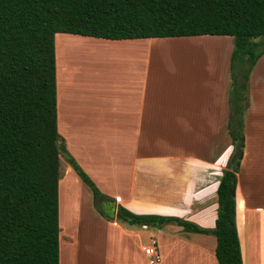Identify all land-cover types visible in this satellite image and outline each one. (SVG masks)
<instances>
[{"label": "crops", "instance_id": "1", "mask_svg": "<svg viewBox=\"0 0 264 264\" xmlns=\"http://www.w3.org/2000/svg\"><path fill=\"white\" fill-rule=\"evenodd\" d=\"M221 37L229 36L91 38L102 46L118 50L124 61L119 70L128 73V77L98 84L99 108L93 109L96 102L85 97L81 99L79 112L74 111L70 116L66 112L60 115L56 75L57 129L66 146L71 144L66 141L67 133L74 132L75 127L81 134H87L86 138H81L83 144L97 142V146H102L104 139L100 142L89 134H101L107 142H112V153L97 154V158H102L101 164L108 165L106 170L89 165L84 169L93 181L103 182L107 190L102 188V193L112 200L107 202L114 207L110 220L95 211L91 191L68 166L71 171L68 178L79 187L67 192L62 187L63 179L60 177L58 181V200L62 188L64 206L73 210L65 224L60 223L59 212V264L60 244L68 246L66 238L70 240L71 237V244L78 252H71L77 255L69 264H164L168 258L173 264L178 261L184 264L183 254H163V244L159 250L157 236L150 237L147 245L140 242L144 233L141 229H149L164 236L170 245L179 246L185 231L182 226L175 222L160 227L120 223L115 217L117 205L139 215L176 217L200 228L214 227L218 210L217 187L233 148L227 132L230 69L226 53L229 57L231 44L227 41L223 46L219 42ZM116 43L120 45L114 46ZM193 43L198 46L191 45ZM220 53H224L223 62ZM190 54L197 56L198 69L194 65L190 76L180 75L177 70L183 68L176 63L187 60ZM174 58L176 62H171ZM191 65L193 63L189 62ZM248 95L243 155L236 173L235 222L242 264H264V54L250 74ZM79 147L76 144L71 148ZM67 149L72 150L69 146ZM75 223L78 227L73 233ZM112 229L121 237L120 242L125 241L124 237L138 240L143 252L154 240L159 260L153 262L151 256L129 250L125 245L117 251L114 248L112 254L102 253ZM192 233L195 236L190 240L197 246L191 255L192 264H218L215 236ZM100 234L101 241L98 240ZM89 248L97 250L88 252Z\"/></svg>", "mask_w": 264, "mask_h": 264}, {"label": "trees", "instance_id": "2", "mask_svg": "<svg viewBox=\"0 0 264 264\" xmlns=\"http://www.w3.org/2000/svg\"><path fill=\"white\" fill-rule=\"evenodd\" d=\"M56 33L105 39L233 38L227 122L233 148L217 187L214 227L139 215L121 205L115 217L130 225L175 222L185 231L211 233L218 264H242L236 173L243 155L249 74L264 54V0H0V264H59L61 155L91 191L99 214L110 220L114 211L107 202L112 200L69 156L57 129Z\"/></svg>", "mask_w": 264, "mask_h": 264}, {"label": "rangeland", "instance_id": "3", "mask_svg": "<svg viewBox=\"0 0 264 264\" xmlns=\"http://www.w3.org/2000/svg\"><path fill=\"white\" fill-rule=\"evenodd\" d=\"M86 38H89V39H86ZM91 38L93 37H82L79 35H73L69 33H56L55 34V54H56L55 59H56L57 86L58 88H60V91H59L60 100L58 102V105H59V112L61 116H63V114L65 115L66 113H68L70 116V114L74 111L79 112L80 106H81L80 104L81 99L85 97L86 98L89 97L90 99H92L93 103L96 102L92 106L93 109L99 108L98 104H101V102H97L99 94H100V92L97 91V85L102 83L105 80H109L112 78L128 77L127 76L128 73L119 70V68L121 67L124 61L121 60L118 50L114 49L113 47H107V45L102 46L99 43H97V41H93ZM85 40L87 41L85 42ZM227 41L230 42L231 44V50H230L229 57H228V54L226 53V57H227L226 61H227V64H229V69L231 72V56H232V51H233V38L230 36L221 37V39L219 40V42L223 46L227 45ZM105 42H108V41H105ZM196 43H201V41H196ZM105 44H108V43H105ZM116 44L117 45H114V46L120 45V43H116ZM191 45L198 46V44H195V43ZM222 50H223L222 52L225 51L224 48H222ZM224 53H220V55L222 56L220 58L222 62H223ZM188 56L189 57L187 58V60L179 61L176 63V65L181 66L183 68V70H177V72L180 75L190 76V74H192L193 72L194 65L197 60V56L196 55L193 56L191 54ZM178 58H181V57H178ZM176 59L177 58H174V59H171L170 61L173 62L174 60V62H176ZM126 61H127V58H126ZM189 62L193 63V65L189 66ZM254 66H256V64ZM195 68L198 69L196 65H195ZM252 71L253 69L251 70L250 74L252 73ZM250 74H249V77H250ZM247 92L249 93V79H248ZM85 105H87L86 102L84 103V106ZM63 124H65L64 121H63ZM76 128L77 127H75L74 132L70 131L67 133L68 139L66 138L67 139L66 141L68 142L70 141L71 143V144H68L69 149H72L71 147L75 146L76 144L80 146L78 149L75 148L74 150L73 149L70 150L71 152L68 151L67 149L68 146H66L63 135L60 134V137L62 138L64 142L66 151L68 152L69 156L72 157L76 161V163L80 166L82 170L84 169L85 165H89L92 168L94 169L96 168L98 170L100 169L106 170V168H108V165H106V163L105 164L103 163L102 165L101 164L102 158H97V154L112 153V149L110 148L112 146L111 140H108L107 142L106 138L101 136V134H99L98 136H96L95 134H89V137L92 136L94 139H98L100 142L104 139L102 146L101 145L97 146L99 144V143L97 144V142H90L89 144L84 142L83 144L81 142V138L83 137L86 138L87 134H81L80 132L76 130ZM68 129L71 130V127H69ZM106 135L110 137V134H105V136ZM99 161H100V164L96 165L97 163H99ZM68 166H69V163L67 161V158L61 155L60 156V177L63 179L62 187H64V189H66L67 192H70L74 187L76 186L79 187V185L76 184V182H72V178L71 179L68 178L71 172L69 171ZM83 171L86 173L85 169ZM93 182L98 187L101 193L103 192L102 188L107 190V188L102 184L103 182L99 181V183H97L95 180ZM63 196L64 194L61 188V190L59 191L60 223L65 224L71 218L70 214L73 210L70 207L64 206L65 199L63 198ZM66 205L68 204L66 203ZM95 211L97 210L95 209ZM103 211H107V209L103 208ZM75 226L76 227L73 233L77 232L75 231L78 227L77 223H75ZM138 228L140 229V227ZM141 230L144 232L142 233L141 240H140L141 245L149 244L150 237L156 238L155 236H157L158 238L157 247L160 250L162 249L161 244H163L162 245L163 251H164L163 254H166L165 252H168V253L177 252L180 255L183 254L184 264H192L194 262L193 258H191V255L194 254L195 247L197 246L195 242L191 241L190 239L192 238V236H195V233L184 231L182 240L179 239V241L181 240L179 242L180 245L175 246V245H170L169 242H167L164 239V236L157 234L153 230L152 231L149 229L148 230L141 229ZM115 231L116 230L112 229L111 232L109 233L108 240H106V244H105L106 248L104 251H102V253L112 254L114 252L113 250L114 248H116V251H117V248L119 249L120 247L125 245V247L129 248V250L131 249V250L137 251L139 253L141 252L142 254L146 255L145 251L143 252L139 249L140 246H139L138 240L132 237H124L123 239H125V241L120 242V240L122 239L117 233H115ZM99 237L100 238L98 240L101 241V238H102L101 234L99 235ZM160 238H162V240H160ZM66 239H68L67 240L68 246H65V245L61 246L60 244L61 264H69L71 261H73L74 256L77 255L75 253L78 252L77 248L76 249L73 248V245L71 244L73 241V237H71L70 240L69 238H66ZM116 239L119 240L118 244L116 242L114 243ZM84 250L86 252V248ZM87 250L88 252L95 253L97 249L89 248ZM71 252H75V253L71 254ZM70 255H71V258H69ZM146 259L149 260L148 258ZM165 263L173 264V260L168 258V260H166ZM180 263L182 262L178 261V264Z\"/></svg>", "mask_w": 264, "mask_h": 264}, {"label": "built area", "instance_id": "4", "mask_svg": "<svg viewBox=\"0 0 264 264\" xmlns=\"http://www.w3.org/2000/svg\"><path fill=\"white\" fill-rule=\"evenodd\" d=\"M145 252L147 255L152 257L153 262L159 260V253L157 251L156 242L154 240L151 241V245L145 247Z\"/></svg>", "mask_w": 264, "mask_h": 264}, {"label": "water", "instance_id": "5", "mask_svg": "<svg viewBox=\"0 0 264 264\" xmlns=\"http://www.w3.org/2000/svg\"><path fill=\"white\" fill-rule=\"evenodd\" d=\"M230 168H232V166H230Z\"/></svg>", "mask_w": 264, "mask_h": 264}]
</instances>
